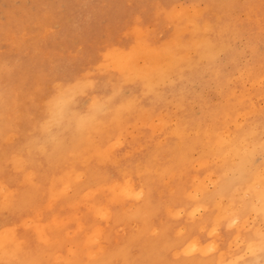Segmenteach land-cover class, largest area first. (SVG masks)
Returning a JSON list of instances; mask_svg holds the SVG:
<instances>
[{"label": "rangeland", "instance_id": "obj_1", "mask_svg": "<svg viewBox=\"0 0 264 264\" xmlns=\"http://www.w3.org/2000/svg\"><path fill=\"white\" fill-rule=\"evenodd\" d=\"M105 263L264 264V0H0V264Z\"/></svg>", "mask_w": 264, "mask_h": 264}, {"label": "bare ground", "instance_id": "obj_2", "mask_svg": "<svg viewBox=\"0 0 264 264\" xmlns=\"http://www.w3.org/2000/svg\"><path fill=\"white\" fill-rule=\"evenodd\" d=\"M211 1H212V0H211ZM215 2H216V1H215ZM217 2H218V3H221V1H220V2L217 1ZM212 3H213V2H212ZM213 4H214V3H213ZM212 6H213V5H212ZM213 7L215 8L216 6H213ZM199 17H200V16H199ZM206 25H207V24H206ZM194 27H195V26H194ZM201 27H203V26H201ZM201 29H202V28H201ZM201 29L199 28L200 31H201ZM193 30H194V29H193ZM205 30H207V29H205ZM208 30H209V29H208ZM200 31H199V32H200ZM199 32H198V34H199ZM204 33H205V32H204ZM193 36H195V35H193ZM197 36H198V35H197ZM200 36H202L201 33H200ZM200 36H198V37L200 38ZM204 37H205V36H204ZM190 38H191V37H190ZM192 38H193V37H192ZM193 39H194V38H193ZM196 39H198V38H196ZM196 39H195V41H196ZM198 40H199V39H198ZM199 41H200V40H199ZM210 42H211V41H210ZM198 43H199V42H198ZM176 44H177V42H176ZM210 44H211V43H210ZM215 46H216V45H215ZM216 47H217V46H216ZM216 47H213V48L216 49ZM220 47H221V46H220ZM217 49H218V47H217ZM217 49H216V50H217ZM221 49H222V48H221ZM186 61H188V60H186ZM186 61H184V62H186ZM182 63H183V62H182ZM182 63H181V65H182ZM193 64H195V63H193ZM193 64H192V65H193ZM186 65H187V64H186ZM190 65H191V62H190ZM171 66H172V65H170V67H171ZM174 66H175V65H174ZM187 66H188V65H187ZM176 67H177V66H176ZM176 67H174V68H176ZM178 67H179V66H178ZM169 69H170V68H169ZM194 69H195V68H194ZM174 70H175V69H174ZM195 73H196V72H195ZM153 79H154V78H153ZM151 82H152V81H151ZM150 88H151V87H150ZM131 106H133V105H131ZM227 109H228V108H227ZM227 109H226V110H227ZM240 118H241V117H240ZM240 120H241V119H240ZM240 125H241V124H240ZM85 128H86V127H85ZM86 129H87V128H86ZM89 130H90V129H89ZM81 132H82V130H81ZM85 132H86V130H85ZM86 133H87V132H86ZM59 149H60V151H62L61 148H59ZM212 179H213V178H212ZM208 182H209V181H208ZM212 182H213V181H212ZM207 184H208V183H207ZM140 193H141V192H140ZM138 195H139V194H138ZM199 210H201V209H199ZM199 210H198V208H197L196 211L198 212ZM102 215H103V214H102ZM104 215H106V214H104ZM62 222H63V221H62ZM234 223H235V222H234ZM99 237H100L99 235H98V236H94V237H93V241L99 239ZM191 247H192V246H191ZM211 248L213 249L214 247H211ZM102 259H105V258H102ZM102 261H103V260H102ZM104 261H105V260H104ZM104 261H103V262H104ZM97 263H98V262H97ZM99 263H100V262H99ZM106 263H107V262H106ZM106 263H105V264H106Z\"/></svg>", "mask_w": 264, "mask_h": 264}]
</instances>
